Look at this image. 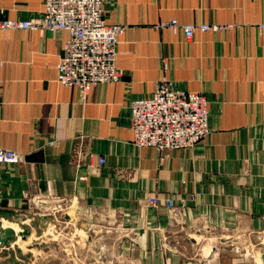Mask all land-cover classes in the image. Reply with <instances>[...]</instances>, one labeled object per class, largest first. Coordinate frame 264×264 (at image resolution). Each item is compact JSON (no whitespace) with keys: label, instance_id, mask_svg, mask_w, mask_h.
<instances>
[{"label":"crops","instance_id":"obj_1","mask_svg":"<svg viewBox=\"0 0 264 264\" xmlns=\"http://www.w3.org/2000/svg\"><path fill=\"white\" fill-rule=\"evenodd\" d=\"M0 10L30 20L43 3L0 0ZM104 20L125 27L116 54L123 75L88 90L56 82L66 32L0 30V148L23 159L0 165V215L24 216L36 199L67 200L129 223L109 235L122 259L224 264L234 247L202 245L208 256L184 260L173 239L190 237L193 248L205 227L243 223L255 233L264 221V0H105ZM171 20L230 29L185 42L157 28ZM162 77L208 98L210 133L192 149L133 145L130 102Z\"/></svg>","mask_w":264,"mask_h":264},{"label":"built area","instance_id":"obj_2","mask_svg":"<svg viewBox=\"0 0 264 264\" xmlns=\"http://www.w3.org/2000/svg\"><path fill=\"white\" fill-rule=\"evenodd\" d=\"M105 0H42V12L30 20H6L0 10V30H33L68 34L56 65V82L66 87L88 90L120 81L122 71L116 65L119 37L125 27L107 25ZM174 35L190 42L196 33L219 32L230 27L207 24H181L177 20L160 23ZM209 102L202 92L174 89L162 77L148 97L130 102V130L137 148L160 152L194 148L210 133ZM22 157L0 148V165H18ZM104 165V159H99ZM152 205L154 200L150 202Z\"/></svg>","mask_w":264,"mask_h":264},{"label":"rangeland","instance_id":"obj_3","mask_svg":"<svg viewBox=\"0 0 264 264\" xmlns=\"http://www.w3.org/2000/svg\"><path fill=\"white\" fill-rule=\"evenodd\" d=\"M27 212L42 216L32 218ZM27 212L18 217L0 215V264H137L132 258L122 259L118 240L109 237L114 229L130 230L129 223L115 215L94 216L90 214L95 212L88 207L51 199L34 200ZM257 224L255 233L248 231L243 223H225L222 231L205 227L206 236H194L193 248L190 237L173 241L185 246L184 260L208 256L202 249L206 245L211 251L224 245L234 247L232 254L219 258L224 264H264V221ZM125 240L131 243L132 238L128 236Z\"/></svg>","mask_w":264,"mask_h":264},{"label":"water","instance_id":"obj_4","mask_svg":"<svg viewBox=\"0 0 264 264\" xmlns=\"http://www.w3.org/2000/svg\"><path fill=\"white\" fill-rule=\"evenodd\" d=\"M9 232L8 231H6V234H8Z\"/></svg>","mask_w":264,"mask_h":264},{"label":"bare ground","instance_id":"obj_5","mask_svg":"<svg viewBox=\"0 0 264 264\" xmlns=\"http://www.w3.org/2000/svg\"><path fill=\"white\" fill-rule=\"evenodd\" d=\"M262 264V263H261Z\"/></svg>","mask_w":264,"mask_h":264}]
</instances>
